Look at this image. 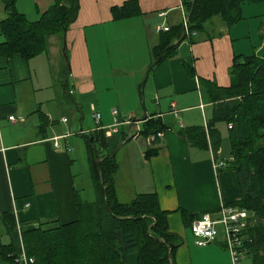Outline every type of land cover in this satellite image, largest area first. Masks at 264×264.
I'll list each match as a JSON object with an SVG mask.
<instances>
[{"label": "crops", "instance_id": "0c3cea01", "mask_svg": "<svg viewBox=\"0 0 264 264\" xmlns=\"http://www.w3.org/2000/svg\"><path fill=\"white\" fill-rule=\"evenodd\" d=\"M55 2L15 0V7L36 21ZM61 5L69 8L70 0ZM2 6L0 21L6 18ZM241 16L234 25L215 16L203 30L184 34L145 82L160 34L185 22L183 0H77L75 19L63 33L45 38L42 53L29 59L0 56V264H20L4 256L10 243L4 213L23 225H66L81 218L82 207L96 205L91 172L87 191L78 162H88L85 136H104L99 128L113 125V110L117 132L104 137L99 153L109 157L122 144L121 156H114L113 200L127 204L140 194L156 195L159 208L167 212L168 231L182 240L175 264H231L222 233L203 247L195 244L190 225L196 218L190 217L216 216L220 206L241 197L237 173L229 167L231 125L215 124L220 137L216 152L207 135L220 102L210 86L228 89L242 59L264 62V4L243 3ZM92 109L101 116L98 124ZM126 116L138 117L140 128L146 119L159 120L163 139L149 145L134 133L126 142ZM195 126L206 133L205 149L178 133ZM148 149L157 152L146 159ZM219 161L226 167L216 171ZM243 256L246 264H256L253 254ZM127 263L138 264L137 255L129 254Z\"/></svg>", "mask_w": 264, "mask_h": 264}, {"label": "trees", "instance_id": "16d2710c", "mask_svg": "<svg viewBox=\"0 0 264 264\" xmlns=\"http://www.w3.org/2000/svg\"><path fill=\"white\" fill-rule=\"evenodd\" d=\"M0 2L6 13V18L0 21L3 38L0 56L7 58L19 54L29 59L42 53L45 38L63 33L77 12V0H70L69 8L62 6L61 0H56L38 20L29 21L16 10L15 0ZM245 2L264 4V0H183L186 16L189 15L187 30L191 33L201 31L205 22L215 16L234 25L242 19L241 5ZM182 26L160 34V44L151 51L152 62L162 55L160 63L173 54L175 47L168 51L165 48L179 38ZM235 67L236 73L228 89L210 86L213 99L220 102L208 125L207 135L216 152L220 137L215 124L225 122L231 125L232 161L229 167L237 173L241 195L232 206L247 210L255 219L253 226L247 229L248 239L244 241L242 251L253 254L256 264H264V62L242 59ZM163 129L159 120L150 118L145 120L141 132L136 135L147 138ZM178 133L197 148L207 147L203 127H187ZM85 140L90 172L98 194L96 205L87 204L84 210L82 207L81 218L66 225L43 222L34 226L19 222L26 255L34 259V264H128V255L135 253L138 264H170L167 246L170 243L173 244L171 264H175L174 253L182 240L168 231L167 212L159 208L156 195L140 194L127 204L114 201L112 174L116 171V164L114 158H107L99 165L108 194L106 208L96 164L101 158L99 153L105 146V138L90 133ZM156 152L157 149H148L145 158L155 156ZM114 216L127 219L119 220ZM1 220L10 238L9 245L3 249L4 256L13 261L20 253L16 220L11 213L1 215Z\"/></svg>", "mask_w": 264, "mask_h": 264}, {"label": "built area", "instance_id": "2783aa9c", "mask_svg": "<svg viewBox=\"0 0 264 264\" xmlns=\"http://www.w3.org/2000/svg\"><path fill=\"white\" fill-rule=\"evenodd\" d=\"M187 24L184 26L185 36H190V32L187 30ZM159 30H163V27H159ZM264 45V43H263ZM116 110L111 112L113 116V125L99 129L103 130L104 137L110 138L111 135L117 132L118 123L115 121ZM92 118L98 124L100 122L99 112L92 109ZM9 121L15 123L16 119L10 117ZM66 121V120H64ZM122 124L132 126L134 133L138 134L141 132V128L138 122L133 121L132 116H126L123 119ZM164 134L162 131L155 135H150L146 138L149 145L153 144L155 140H162ZM226 163L223 161L215 162L214 169L216 171L225 168ZM254 220L253 215L247 210L237 208L232 205L220 206L216 216H212L209 213L202 214L200 217L194 219L190 225V232L192 233L195 244L203 247L207 244L214 242L219 233H222L225 243V249L229 255L231 264H242L241 260L243 257V244H244V233L250 227L251 220ZM16 232L19 240L20 253L15 260L20 264H34V259L26 255L22 239H21V228L18 222H16Z\"/></svg>", "mask_w": 264, "mask_h": 264}, {"label": "water", "instance_id": "95a60500", "mask_svg": "<svg viewBox=\"0 0 264 264\" xmlns=\"http://www.w3.org/2000/svg\"><path fill=\"white\" fill-rule=\"evenodd\" d=\"M192 1V0H191ZM188 20H189V15H187L186 16V19H185V24H187L188 23ZM183 39H184V26H182V28H181V30H180V32H179V38L177 39V40H174L169 46H167L166 48H165V51H168V50H170V49H172V48H174V47H176L180 42H182L183 41ZM161 58H162V55L161 56H159L150 66H149V68H148V71H147V73H146V75H145V78H144V80H143V82H145L146 81V79H147V77H148V75H149V72L159 63V61L161 60ZM144 111H143V117H144ZM139 119H138V117H135V118H133V121H138ZM134 135V131H133V129H132V126H130V129H129V135H128V137L126 138V142L128 141V140H130L131 139V137ZM92 140H93V138H91ZM121 146H122V144H120L119 146H117L116 147V149H115V151L113 152V154L111 155V156H109V157H103V158H99V159H97V161H96V164H97V169H98V172H99V175H100V183H101V185L103 186V190H104V202H105V206H106V208H108V206H107V190H106V187L103 185V181H102V178H101V173H100V163L104 160V159H107V158H114V156L116 155V153L118 152V150L121 148ZM115 217V216H114ZM115 218H117V217H115ZM117 219H119V220H125V219H127L126 217H121V218H117ZM151 227L152 226H150L149 228H148V231H150L151 230ZM156 241L157 242H164L162 239H156ZM167 246H168V248H169V253H168V261H169V263L171 264V262H172V249H173V244H170V243H168L167 244Z\"/></svg>", "mask_w": 264, "mask_h": 264}, {"label": "rangeland", "instance_id": "374dc122", "mask_svg": "<svg viewBox=\"0 0 264 264\" xmlns=\"http://www.w3.org/2000/svg\"><path fill=\"white\" fill-rule=\"evenodd\" d=\"M0 5L2 6V4L0 3ZM3 7V6H2ZM224 148L225 149H227L228 148V145H227V141H225V143H224ZM116 149V148H115ZM115 149L114 150H112V154H113V152L115 151ZM118 154V153H117ZM116 154V155H117ZM121 154L122 153H120V154H118V156H117V159H119V157L121 156ZM78 165H79V168H80V172L82 173V175L84 176V178H85V182H86V184H87V191H88V189L92 186V182H91V179H90V166H89V164H88V162H87V160L85 159V160H79V162H78ZM90 190V189H89ZM120 199H122V198H120ZM242 263L243 264H246V257H242Z\"/></svg>", "mask_w": 264, "mask_h": 264}]
</instances>
